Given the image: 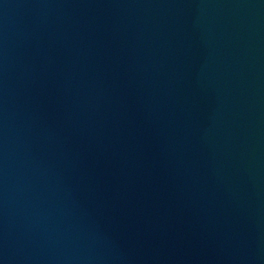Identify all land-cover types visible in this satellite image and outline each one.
<instances>
[{"label":"water","instance_id":"water-1","mask_svg":"<svg viewBox=\"0 0 264 264\" xmlns=\"http://www.w3.org/2000/svg\"><path fill=\"white\" fill-rule=\"evenodd\" d=\"M0 264H264V0H0Z\"/></svg>","mask_w":264,"mask_h":264}]
</instances>
